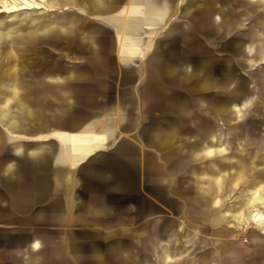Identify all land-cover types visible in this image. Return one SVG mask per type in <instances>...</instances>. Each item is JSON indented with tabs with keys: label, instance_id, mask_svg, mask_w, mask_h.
<instances>
[{
	"label": "crops",
	"instance_id": "1",
	"mask_svg": "<svg viewBox=\"0 0 264 264\" xmlns=\"http://www.w3.org/2000/svg\"><path fill=\"white\" fill-rule=\"evenodd\" d=\"M176 2L40 0L36 8L0 12L9 17L20 13L21 22L30 23L28 27L1 24L0 43L5 37L10 40L16 37L20 43L45 41L70 52L71 69L56 67V73H52L38 67L29 71L26 64L19 62L20 67L15 70L18 60L24 61L19 57L9 62L6 73L0 76V124L8 129L26 123L39 131L29 140L40 144L29 146V154L41 152L46 147L43 143H48L49 148L47 161L35 163L28 171L35 181L34 190H48L47 195L35 191L33 207L21 214L18 206L21 195L10 192L0 181L6 189L7 208L21 215L19 222L23 219L28 225L47 227L48 258L54 259L55 264H172L176 259L191 258L187 251L190 247L179 250L184 240L190 241L194 235V219L186 220L185 202L188 200L187 205L194 208L199 190H204L205 204L214 209L210 215L215 221H226L225 217L230 215V225L253 223L260 234L264 233V220L246 219L253 206L264 213V187L257 180L248 179L244 162L226 177L219 168L204 169L201 173L193 171L191 180H185L184 164L179 160L183 140L195 144L196 132L202 125L207 130L213 121L212 111L200 110L201 105H206L205 100H200V106L183 110L180 122L170 124L169 128L151 125L145 131L142 127L145 115L137 106L138 92L129 90L131 84L138 86L140 76H131V68H140L135 63L146 59L153 39L163 36L170 22L204 6L202 0ZM228 3L229 0L216 4L211 16L214 24L233 17L226 13ZM31 11H48L50 15L27 20V12ZM244 11L246 15H240L241 18L248 16V9ZM69 17L71 20L66 21ZM193 23L199 37L206 38L210 32L217 35L211 31V23L201 16ZM92 30L110 35V40L105 36L98 42L91 40ZM233 31L225 38L232 36ZM102 52L107 55L104 60L98 59ZM189 55L194 64L202 51ZM73 56L77 59H72ZM259 57L264 61V48ZM212 63L205 72H212ZM187 72L189 77L183 76L180 84L172 82V91L167 95L153 92L149 96L143 92L146 109L152 116L178 92L187 97L189 93L214 88L201 81L203 73L191 80L196 71ZM31 96L35 98L33 104L27 103ZM42 97L48 102L43 103ZM191 101L196 102L195 95ZM245 108L235 104L234 117L241 118ZM187 128L193 133L185 137ZM16 135L22 139L7 142L0 136V160L9 156L11 164L13 158H22L17 143L28 139ZM214 139L219 141L216 132L199 149L200 154L213 157L225 150L221 144L216 146ZM37 146L40 151L35 149ZM174 156L178 159L171 162ZM200 174L205 177L204 183L200 182ZM258 178L264 180V172ZM240 181L250 188L242 189L245 191L237 208L234 210L231 205L220 210L222 199L216 190L225 182L231 190ZM45 243L43 236L34 237L27 245L30 255L25 259L33 255L34 263L45 258L46 255H37ZM231 252L236 256L232 264H255L241 258L238 248Z\"/></svg>",
	"mask_w": 264,
	"mask_h": 264
},
{
	"label": "rangeland",
	"instance_id": "2",
	"mask_svg": "<svg viewBox=\"0 0 264 264\" xmlns=\"http://www.w3.org/2000/svg\"><path fill=\"white\" fill-rule=\"evenodd\" d=\"M5 8V6H4ZM248 9L249 15L247 17L240 18L238 21L237 29L242 32L250 24L251 19L254 16L262 15L264 19V0H260L259 6L256 5L255 0H249L246 4L240 0H229L228 7L226 8V13L233 17H239L245 9ZM6 12L7 11H1ZM27 20L31 17L41 16L42 18H47L50 13L48 11H34L27 12ZM1 23L0 25H11L14 27H28L29 22H21L22 14L16 13L12 17L7 16V14L0 13ZM264 27V22L262 23ZM261 28L257 27L255 33L252 37L251 49L246 52V55L235 60V71L238 75L237 83L242 82L245 78L253 76L258 80V76L261 70H264V61L260 60L259 53L264 48V33L261 32ZM209 40L208 46L211 47L212 41L214 42L217 38L215 33H207L205 35ZM229 37V36H227ZM40 43H32L31 41H25L23 43L18 42L15 37L13 40L5 37L0 43V76L4 75L5 69L9 62H14L15 59L23 57L24 61L18 60V63L14 65V69L17 70L22 62L27 65V69L34 70L38 67H42L56 73L54 69L56 67H63L65 69H71L72 64L69 60L71 59L70 52L65 48L60 49V46H50L44 41ZM48 42V41H47ZM203 49L202 54H211L209 47ZM215 56V60L212 63L211 70L215 73L217 79L221 77L218 63L220 58L226 54V50H218L212 53ZM79 58V57H78ZM72 59H77V56H73ZM252 59V61L250 60ZM59 61V62H57ZM32 70V71H33ZM251 81L248 84V93L251 96L256 95L259 82ZM216 92V97L221 98L222 95L218 92L217 87L213 88ZM35 98L30 97L29 101L33 104ZM42 102H48L47 98L42 97ZM218 109V108H217ZM245 115L243 119L235 118L233 116V122L240 125L239 130L236 134L237 137L234 141H230L231 137L235 135V132L229 133L228 127L229 122H224L222 119L217 118L215 123L218 127L217 136L219 141L215 144L216 146L222 145L225 150L220 153H216L213 157H208L202 155V157L196 158L197 160L191 164L195 167V171L198 168L203 167L205 163L212 165V169L217 171L219 168L221 174L226 177L228 173L232 174L236 169L244 162L247 169V177L249 180H257L259 184L264 187V180L259 179L258 176L264 172V120L256 121V112L253 107L245 108ZM243 110V111H244ZM264 110V109H263ZM244 135V140H240L241 135ZM0 136L3 140L7 142L10 140H21L22 138L16 134L9 132L3 125L0 124ZM188 135L186 134L185 137ZM243 137V136H242ZM233 138V137H232ZM6 142V144H7ZM244 143H248L247 146ZM1 153V152H0ZM201 173V172H200ZM200 174V180L202 183L205 182V177ZM245 179V178H244ZM228 185V184H227ZM226 185V182L222 184L220 190H216V194L222 199L221 209L225 207H231L235 210L238 203L243 198L242 190L246 184L242 185L241 181L233 185L230 190ZM5 188L0 183V264H10L13 261L22 260L26 261V257L30 255V250L27 246L20 245V238L22 230L28 229H39L42 231L43 239L46 240L43 250H45L46 257L40 260L34 261L32 264H55V260H49V244L48 240V229L45 226H33L28 225L30 223L25 222L23 219L19 222L21 215L19 213H12L7 208L6 203V193ZM215 194V192L212 190ZM247 192V191H246ZM204 190H199L198 194H195L194 208L188 206L187 196L185 200L186 220L190 217L194 219L193 222V237L192 240H184L182 243V248L179 251L186 250L192 254L191 258H181L180 260L192 261L195 264H232L235 261V257L231 251L232 249L238 248L241 251V258L246 261H254L255 264H264V233L260 234L258 232V227L253 223L247 225H241L240 227H234L230 225L231 216H226V221H215L212 219L210 213L214 210L212 207L207 206L201 199L204 195ZM212 194V193H211ZM211 194L210 198H211ZM199 196V197H198ZM193 211H192V209ZM230 212L232 211L229 210ZM8 217V219H7ZM21 225H19V224ZM189 230V229H187ZM189 239V238H187ZM188 241V242H187ZM235 247V248H234ZM187 252V253H188ZM239 258V257H238ZM61 260H57V263ZM108 262H113V260H106ZM65 260H62L64 263Z\"/></svg>",
	"mask_w": 264,
	"mask_h": 264
},
{
	"label": "water",
	"instance_id": "3",
	"mask_svg": "<svg viewBox=\"0 0 264 264\" xmlns=\"http://www.w3.org/2000/svg\"><path fill=\"white\" fill-rule=\"evenodd\" d=\"M240 1L246 3L248 0ZM202 2H204V6L196 8L194 12L180 15L179 20L170 22L168 30L163 36L153 39V46L150 54L145 60H143L142 63H135L137 65L140 64V68H131V76H140L138 86H136V83L129 85V90L133 92L136 90L138 92L139 101L137 102V106L142 114L145 115V120L142 123V127L145 131L146 128L151 125L161 128H169L168 126H170V124L175 122L179 123L181 112L192 105H199L200 100H205V102H207L204 106L199 105L201 112L207 110L213 112V121L210 123L208 129H204L206 127L202 125L201 130L196 132L195 144L189 143L187 139L183 140V146L179 152V160L183 161L182 163L184 164L186 181L191 180L190 177L193 171L197 173L202 172L204 169L215 171L211 168L212 165L207 163L195 171L196 169L190 164V161L202 157L203 154H200L199 149L204 143L210 141L212 132H217L218 127L215 123L217 118L222 119L224 122L233 121V106L236 104L240 107L245 105L246 108L252 106L256 112V121L260 122L264 120V70H261L259 73V81H256L257 79L252 76L251 80L249 78H245L240 83H237L238 75L235 71V60L239 57L243 58L246 55L247 48L249 50L251 49L250 42L253 40L252 37L256 28L260 27L262 30L261 32L264 33V27L262 26V23L264 22L263 16H254L246 29L239 32L236 30V26L240 18L246 15V11L242 12V16L222 19L220 24H214V21L211 20V16L216 10V4H224L226 3V0H202ZM255 2L256 5L259 6L260 0H255ZM175 3H177L176 0ZM198 16H201L209 21L212 27L211 31L217 32L216 40L211 43L212 47L208 46L209 40L207 38L199 37L197 35L198 31L193 26V21ZM69 20H71L70 17L66 18V21ZM232 30H234L233 35L226 39L225 35ZM103 36H105V39L110 40V35L100 34L94 30L91 31L90 35L91 40L95 42L100 41ZM207 46L209 47L211 54H202L199 58L195 59L194 64L191 63L193 58H191L189 53L192 51H203V49ZM223 49H226V54L220 58L218 63L221 77L217 79L215 74L211 71L208 73L205 71L215 60V56H213L212 53ZM106 58L107 55L103 54V52L98 56V59L104 60ZM192 69L196 71V73L194 78H191V80L196 78L198 79L199 72L203 73L201 81L212 87H217L218 92L221 93L222 97L217 98L214 90L205 92L195 91L193 93H189L187 97H183L178 92L172 100L157 108V115L152 116L149 109H146L143 92H146L149 96L153 92H159L160 94L167 95L170 91H172V82L174 84H180L183 76L186 75L189 77V73L187 71ZM251 81L259 82L255 97L249 95L248 93V84ZM193 95L196 96V102L194 103L191 101ZM29 99L30 97H28L27 103L31 104ZM244 115L245 110L242 113L241 119L245 118ZM239 127L240 125L236 122L229 125L228 130L235 132V135L232 136L233 138L231 137L230 139L231 142L234 141V139L239 138L236 136ZM7 130L15 134L23 135L26 139H28L17 143L20 146L19 152L22 158H13V162L11 164L9 156H5L0 160V181L6 188L11 190L10 192H15L21 195L18 200V206H20L19 212L21 214H26L35 203L33 197V193L35 191H40L46 195L48 193V190H34L35 181L32 179V175L28 172L29 169H33L35 163L47 161L49 150L47 147L48 143L42 144L46 145V147L43 148L41 152H38L37 154H29V146L40 144L29 140L34 136V134H38L39 131L32 129L31 126L26 125V123L23 125L13 126ZM185 133L191 134L193 132L192 129L187 128ZM146 137L149 138L148 134H146ZM240 140H244L243 134L241 135ZM214 141L217 140L214 139ZM155 142L158 144L160 143V141ZM244 145L247 146L248 143H244ZM35 149L40 151L39 149L41 148L37 146ZM173 159H178V156L171 158V162ZM196 182L198 183L199 179L196 180ZM204 195H202L200 200L207 203V199ZM21 234L20 245L23 246L29 245L34 237L43 236L42 232L35 229L22 230ZM38 253V256L46 255L45 250H41ZM32 256L26 261L17 260L11 262L10 264H32L34 260ZM184 261L176 259L172 264H195L189 260L186 262Z\"/></svg>",
	"mask_w": 264,
	"mask_h": 264
},
{
	"label": "bare ground",
	"instance_id": "4",
	"mask_svg": "<svg viewBox=\"0 0 264 264\" xmlns=\"http://www.w3.org/2000/svg\"><path fill=\"white\" fill-rule=\"evenodd\" d=\"M39 6L40 0H0V12L4 11V9L7 12H11L20 9L36 8ZM251 211L252 212H250L249 216H247L246 219L249 218L254 221L264 220V213L260 212L257 208H255V206H253V209H251Z\"/></svg>",
	"mask_w": 264,
	"mask_h": 264
}]
</instances>
